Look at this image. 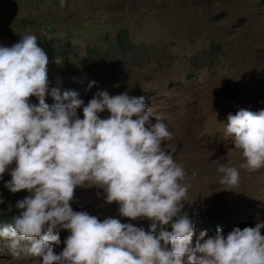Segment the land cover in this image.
<instances>
[{"label": "clouds", "instance_id": "9594fccd", "mask_svg": "<svg viewBox=\"0 0 264 264\" xmlns=\"http://www.w3.org/2000/svg\"><path fill=\"white\" fill-rule=\"evenodd\" d=\"M47 64L33 34L0 45V176L8 170L9 192L29 193L15 202L18 215L0 225L12 258L30 255L40 264H264L261 222L233 226L226 234L219 227L212 235L200 231L192 243L193 221L180 213L187 174L165 143L171 133L153 120L143 96L98 90L85 104L74 90L49 88ZM103 111L108 115L101 118ZM226 121L224 130L244 157L240 167L264 165V109L240 108ZM217 170L221 184H238L237 168L218 164ZM86 186L102 189L119 216L147 219L148 230L73 211L74 188ZM60 229L68 235L54 253Z\"/></svg>", "mask_w": 264, "mask_h": 264}, {"label": "rangeland", "instance_id": "374dc122", "mask_svg": "<svg viewBox=\"0 0 264 264\" xmlns=\"http://www.w3.org/2000/svg\"><path fill=\"white\" fill-rule=\"evenodd\" d=\"M120 30L133 45V51L120 53L119 58L127 56L123 65L115 40ZM26 33L51 39L77 69L68 79L55 62L50 89L74 90L85 104L98 90L127 91L143 96L153 120L165 123L171 133L165 143L187 174L180 213L193 221L192 243L200 231L212 235L219 227L226 234L233 226L264 224V165L241 168L244 157L224 130L228 113L264 109V0H0V44L8 46L9 38ZM88 50L97 53L91 71H85ZM28 99L35 104L34 97ZM44 101L53 103L47 93ZM218 164L237 168V185L219 182ZM9 179L6 170L0 176V214L18 215L15 202L29 193L9 192L4 187ZM103 196L95 186L76 187L69 203L73 211L148 230L147 219L119 216L118 205L105 203ZM60 235L68 232L60 229ZM63 246L60 241L54 253ZM0 264L40 261L30 255L12 258L6 240H0Z\"/></svg>", "mask_w": 264, "mask_h": 264}, {"label": "trees", "instance_id": "16d2710c", "mask_svg": "<svg viewBox=\"0 0 264 264\" xmlns=\"http://www.w3.org/2000/svg\"><path fill=\"white\" fill-rule=\"evenodd\" d=\"M18 40H19V38H17L14 35L12 38L8 39V41L10 42V44L8 46H10L11 44H13L14 42H16ZM115 40L117 41V48L119 49L117 61L123 65L124 62H122L121 60H126L127 56L121 55V58H119L120 53L125 54V52L129 53V52L133 51V47H132L133 45H131V41H130L128 34L126 33L125 30H120L117 33ZM36 43L38 44V46L42 47L45 50V52L48 56L47 78L49 81L51 80L50 74L54 73V72L50 71V69L57 68L55 66V62H57V61H59V67L58 68L61 71V73L64 74L65 78L70 79L71 74H76L75 71H77V69L70 67L71 65L69 66L70 63L67 61L66 58H64V56L66 57V54H63L61 49L56 44H54L51 39H49L46 36L45 37H36ZM0 45H2V44H0ZM2 46H6V45H2ZM107 55H109V54L107 53ZM96 56H97V53L95 54V51H90V50L87 51V64H89V65H87L85 67L86 68L85 71H91L95 67V62L97 60ZM74 66L77 67L76 65H74ZM81 69L82 68H79V70H81ZM13 215L14 214L7 215L6 213L0 214V225H3L5 223L9 222ZM66 236L67 235H64V236L60 235L59 240L62 242V244H63V241H64Z\"/></svg>", "mask_w": 264, "mask_h": 264}]
</instances>
